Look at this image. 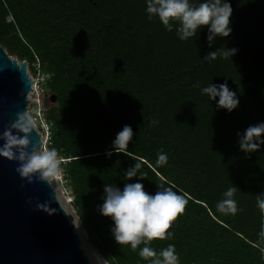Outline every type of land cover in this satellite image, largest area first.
Listing matches in <instances>:
<instances>
[{
    "label": "trees",
    "instance_id": "obj_1",
    "mask_svg": "<svg viewBox=\"0 0 264 264\" xmlns=\"http://www.w3.org/2000/svg\"><path fill=\"white\" fill-rule=\"evenodd\" d=\"M228 2L232 31L209 47L208 28L182 41L177 25L169 32L148 18L147 0H0V44L51 74L48 149L65 159L79 224L106 264H149L139 256L144 245L134 252L117 244L114 221L99 210L106 184L122 191L136 182L151 195L163 184L187 200L173 237L151 242L155 251L174 245L180 264H264L256 200L264 193V145L246 154L237 135L264 123V0ZM226 48L237 51L202 62ZM225 82L239 99L230 113L202 92ZM125 125L135 159L112 149ZM161 150L163 167L156 164ZM137 160L145 178L127 180ZM233 185L239 211L223 215L217 204Z\"/></svg>",
    "mask_w": 264,
    "mask_h": 264
},
{
    "label": "clouds",
    "instance_id": "obj_2",
    "mask_svg": "<svg viewBox=\"0 0 264 264\" xmlns=\"http://www.w3.org/2000/svg\"><path fill=\"white\" fill-rule=\"evenodd\" d=\"M147 13L149 19L157 17L167 31H173V26L177 25V35L180 40H187L194 37L198 30L208 28L207 41L209 47L212 46L215 38L228 37L232 31L230 27L232 7L228 0H206L198 6L192 5L189 0H147ZM236 49L226 48L208 52L202 62H211L219 54L224 59L231 58ZM212 101L218 99L217 107L226 109L229 113L239 105L236 93L231 91L227 82L215 85L210 84L202 89ZM35 124L31 117L21 114L18 119L7 128L0 139L4 144L0 147V157L8 160H15L19 163L16 171L22 178H26L30 183L33 177L41 181H48L55 178L61 171V163L65 160L59 157L55 148L42 150L32 147L29 151V136L34 131ZM23 135H20V134ZM133 130L125 125L116 135L112 149L117 154H124L133 159V154L128 151V146L133 139ZM238 140L241 151L246 154L257 152L261 145H264V123L249 126ZM109 157L112 151L106 153ZM168 157L163 150L158 153L157 166L167 165ZM141 162L138 160L133 167L125 172L127 180L139 176L144 179L145 174L140 172ZM158 190L154 195L144 190L142 183H126L121 191L118 187L106 184L104 188V200L99 210L105 217H110L114 221L112 234L119 245H130L132 251H137L140 245H144L139 251V256L149 264H180L179 256L176 254L175 246L169 244L166 248L157 252L150 244L154 240H166L173 237L170 232L172 223L185 213L187 200L173 191L171 187L158 184ZM237 187L232 186L223 194L222 199L217 204V211L223 215H235L239 208L234 199ZM257 206L264 214V193L256 196ZM41 207V206H39ZM47 210V209H45ZM51 214V213H50ZM261 241H264V225L259 233ZM264 253V248H261ZM264 258V257H262Z\"/></svg>",
    "mask_w": 264,
    "mask_h": 264
},
{
    "label": "water",
    "instance_id": "obj_3",
    "mask_svg": "<svg viewBox=\"0 0 264 264\" xmlns=\"http://www.w3.org/2000/svg\"><path fill=\"white\" fill-rule=\"evenodd\" d=\"M31 84L27 61L0 44V135L26 114ZM28 138L29 151L41 148L36 129ZM18 167L17 161L0 157V264H91L50 182L33 177L30 183Z\"/></svg>",
    "mask_w": 264,
    "mask_h": 264
},
{
    "label": "rangeland",
    "instance_id": "obj_4",
    "mask_svg": "<svg viewBox=\"0 0 264 264\" xmlns=\"http://www.w3.org/2000/svg\"><path fill=\"white\" fill-rule=\"evenodd\" d=\"M12 57H15V56H12ZM15 58H17V57H15ZM19 61H21V60H19ZM27 65H28L27 72L29 73V77L34 79L35 77H34L33 73H35V71L32 68L31 64L27 63ZM33 94H34L33 90L28 92L27 95H28L29 100H32ZM45 98L49 100V102H50V103H48L49 106L55 105V99L52 100V95L49 92L48 88H47V96ZM48 105H46L47 111H48ZM28 110H29V107H28ZM28 117H31L30 114L28 115ZM49 141H50V139H49ZM49 141H48L46 147L45 146L41 147L42 150H46L47 148H49V145L51 143ZM59 157H61V156L59 155ZM61 171H63V170H61ZM48 181L50 182V184L54 188L59 203L67 212L69 220L73 224H75V230L77 231V233L79 234V236L81 238V246L83 247L86 254L88 255L91 264H106L104 259L99 255V253L94 248H92L90 246V244L87 241L85 232L82 230V228L79 224V218L76 215L75 210H74L73 205H72V201L74 200V196L71 192V188H69V186L66 184V180L62 176V172H60V174L57 175L55 178H49Z\"/></svg>",
    "mask_w": 264,
    "mask_h": 264
},
{
    "label": "built area",
    "instance_id": "obj_5",
    "mask_svg": "<svg viewBox=\"0 0 264 264\" xmlns=\"http://www.w3.org/2000/svg\"><path fill=\"white\" fill-rule=\"evenodd\" d=\"M34 68L35 73L34 79H32L31 90H33V98L29 100L26 115L30 114L33 123L35 124V129L39 131L42 146L47 145L49 139L52 135V123L46 116L45 108V97L47 96V85L51 80V74L41 68L38 59L34 61L31 65ZM28 67V65H27ZM29 74V73H28Z\"/></svg>",
    "mask_w": 264,
    "mask_h": 264
},
{
    "label": "bare ground",
    "instance_id": "obj_6",
    "mask_svg": "<svg viewBox=\"0 0 264 264\" xmlns=\"http://www.w3.org/2000/svg\"><path fill=\"white\" fill-rule=\"evenodd\" d=\"M85 251V250H84ZM95 263V262H94Z\"/></svg>",
    "mask_w": 264,
    "mask_h": 264
}]
</instances>
